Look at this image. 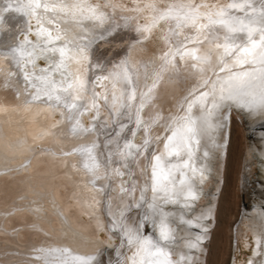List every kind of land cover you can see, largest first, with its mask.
<instances>
[{"label":"bare ground","instance_id":"1","mask_svg":"<svg viewBox=\"0 0 264 264\" xmlns=\"http://www.w3.org/2000/svg\"><path fill=\"white\" fill-rule=\"evenodd\" d=\"M144 1L152 10L147 26L141 25L143 36L131 49L140 56L115 59L118 69L105 73L101 86L94 87L100 97L97 104L87 77L94 59V51L89 52L113 33L120 39L134 35L137 22L127 18L117 5L135 9L126 4L128 0H34L33 6L40 4L34 14L16 11L29 0H0V107L7 109L0 112V264H45L56 258L79 264L74 257H91V264H139L140 241L144 237L156 240L162 220L175 237L167 249L174 264L181 256L191 257V264H204L205 242L217 222L218 195L225 180L224 161L233 128V117H228L236 109L248 119L251 129L264 126V106L259 103L264 81L260 72H253L254 66L260 69L264 65L237 63L238 47L225 55L222 46L226 42L250 47L246 34H229L222 26L209 23V19L226 18L217 15L221 9L240 17L244 11L251 12L228 9L229 4L243 0H214L199 11L189 6L183 11L179 4H171L174 0ZM255 2L251 1L252 6L259 9L260 3ZM151 14L166 18L153 20ZM33 20L38 25L34 31L29 27ZM29 32L42 43L36 45L30 39L31 44L21 41L14 48L18 36H28ZM147 36L157 39L159 48L148 51ZM226 37L230 38L226 41ZM253 39L259 41L260 33H254ZM53 48H64V56L51 51ZM12 49L20 51L13 53ZM39 59L48 61L50 67L41 68ZM245 72L249 75L244 76ZM149 78H155V84L149 85L153 91L144 99L143 107L151 114L154 107L153 116L159 123L149 129L152 120L143 114L138 136L145 143L130 142L140 115L141 96L138 91L134 94L135 87ZM162 88L170 95L174 91L178 94L174 95L177 110L170 115L164 116L161 109V100L170 96L165 97ZM45 92H51L53 99L48 100ZM56 95L65 99L57 102ZM35 96L39 99H33ZM105 97L110 98L104 102ZM72 103L75 108L69 107ZM97 105L102 106L103 113L100 118L89 119ZM115 119L119 120L115 123ZM103 120L105 130L99 128ZM128 122L134 124L124 132ZM159 126H163L162 131L156 128ZM119 144L126 148L117 157ZM134 147L139 152L144 149L152 163L148 181L143 173H138L139 179L131 177ZM249 157L260 163L264 195V132H260L257 144L250 146ZM141 169L145 171L142 165ZM133 187L137 209L127 203ZM125 199L128 201L123 203ZM263 205L264 199L255 202L253 211L244 213L238 226L237 234L246 240L247 247L248 236L254 238V255L247 264H264ZM149 222L153 233L147 232L145 223ZM197 236L203 238L198 248L187 247L189 242H197ZM65 248L69 252L63 257L59 251H51ZM130 250L133 254L126 255Z\"/></svg>","mask_w":264,"mask_h":264},{"label":"rangeland","instance_id":"2","mask_svg":"<svg viewBox=\"0 0 264 264\" xmlns=\"http://www.w3.org/2000/svg\"><path fill=\"white\" fill-rule=\"evenodd\" d=\"M174 1L175 2H171V0H170L171 4L173 6H175L176 4H179L180 7H179V5H177V7H179L183 11L185 10V8L187 6L193 8L195 11H199L198 9H202L203 7H205V5H207V3H209L210 5L214 4V0H178V3H176L177 0H174ZM112 2H114V1H112ZM147 3L148 2H145L144 0H141V1H137V0L130 1V0H128V2H126V4L130 5V7L133 6L135 8V9L130 8L128 10L125 9L124 7H122L121 4L117 3V5L120 7V9L124 13H126L125 16L127 18L128 17L131 19L134 18V21H136L138 24V29H136V27H134V31H133L134 35L126 36L122 39H120L118 37L117 33L116 34L113 33L111 35L112 37L110 36L112 39L111 38L110 39H101L100 41H98L99 47L94 45L90 49V51H91V52H89L90 55L93 53L92 51H94V53L92 55V57H94V59H93V61H91V66L89 67V70L87 71L89 74H88V76L86 74V76L88 78H90V81L92 82L91 85L93 86V88H91V91L93 94H95L94 96H96L95 102L97 104L100 101L99 100L100 97H99V93L95 92L94 87L97 86L99 88L101 86V84L99 83L101 81V76H104L105 73H108V71L110 73H112L113 71H115V69L116 70L118 69L117 64H116L117 61L115 59L121 58V60H122L124 58L123 60H125V58L128 55L132 59H134L135 56H137V57L140 56V53L138 54V52L135 50H133V52H132L131 49L133 47H135L133 44L136 43L138 37L143 36V29H142L141 25H144V27L147 26L146 25L148 23L147 20L150 17L149 11L152 10V7L150 5H148L150 3H148V4ZM259 3H260V0H256V2L254 4L258 5ZM152 6H154V5H152ZM160 10L161 9H159V11ZM206 11H208V10H206ZM236 11L238 13L243 12V10H241V9H237ZM154 12L157 13V9ZM128 13H131L132 17H130L128 15ZM151 16H152L153 20L154 19H160L161 17L164 19V17H165V16H161L159 14H157L156 17H154L153 14H151ZM29 18L30 17L26 18L27 22H28ZM162 18H161V20H162ZM131 22H132V20H131ZM26 24L28 25V23H26ZM31 24H33V26H29V27H30V29L32 28V31H34L35 28L38 27V25H36L35 20H33L32 22L29 21V25H31ZM156 28H158V27H156ZM128 30H131V29H128ZM149 36H147V38L150 40L148 42V43H150V48L148 51L152 52L151 50L157 49V48H159V46L157 45L158 44L157 39L152 38V40H151L150 39L151 37H149ZM117 38H119V39H117ZM30 39L35 41L36 45H40L42 43L39 40L38 36H36V34H34V32H29L28 36L25 33L19 35L17 42L13 43L12 45L15 48L16 46L14 44L20 45L19 43H22L21 41H23V43L31 44L32 40L30 41ZM112 40L114 41V45H113ZM134 40H135V42H133ZM139 40H140V38H139ZM131 41H132V43H131ZM193 44H194V42H193ZM13 46H12V48H13ZM167 47L169 49H171L168 45H166L165 48H167ZM169 49H168V52L170 53L171 50H169ZM124 51H126V52L124 53ZM33 52L35 53V49ZM130 52L132 53L131 56H130ZM154 52H157V51H154ZM147 53H149V52H147ZM167 54H165V56H167ZM182 54H184V52ZM146 56H147L146 53H144L143 57L146 58ZM179 57L180 56H178L177 59ZM180 59H181V57H180ZM48 60L51 62L50 59H48ZM24 63L25 62H23V64ZM38 63L40 64L41 68L48 69L50 67L49 62L44 60V59H39ZM137 65L140 66V63L138 60H137ZM52 66H53V64H51V67ZM132 66H133V64H132ZM254 67L256 69L259 68L257 66H254ZM134 68H137V67L134 66ZM193 68H194V66H193ZM95 69H96V71H95ZM152 74H154V72L151 73V75ZM58 76L59 75H57V74L54 75V77H58ZM154 81H155V78H153V79L149 78V80L140 81V85H138V86L136 84V87H135L136 90L134 91V94L138 91V93L141 96L139 99L140 100V102H139L140 115H139L137 123H135L136 127L132 130L133 138H132V140H130V142L135 141V143H136V141H137V142H140L143 144L145 143L144 138L142 136H138L140 133L139 128L141 127V124H142L143 114H145L146 117H148L152 120L151 126L148 127L149 129H151L152 127H154V125L156 126L159 123L158 122L159 119L157 118V120H155L156 117L153 116L154 115L153 112H155V108L153 107V109H152L153 112L151 114V111L148 112L147 109L143 107L144 103H145L144 99L147 98L151 94V92L153 91V87H151L149 85L155 84ZM142 84L144 86H142ZM146 86H149V89L145 93L144 91H145ZM161 87L165 88L163 85H161ZM173 90H175V87L173 88ZM162 91L165 92V93H163V95L168 94V92L166 90L163 89ZM169 95H170V93L168 94V96ZM174 95H176V96L178 95L176 91H174V93H172V95H170L169 98L167 95L165 96L170 100L171 103L168 101V99L165 100L166 98L163 99V101L161 100V107H162L161 109L164 110V116L170 115L173 112H176V110H177L176 103H174L175 101L177 102V100H176L177 97ZM174 97H175V99H174ZM109 98L105 97L104 102L108 101ZM129 98H131V97H129ZM129 98L127 99L128 103H130L132 101ZM171 98H172V100H171ZM137 99H138V96L136 97V100ZM151 105L152 104H149V106H151ZM92 108H94V107L92 106L90 110L94 111V109H92ZM101 110H103L102 106L97 105L96 111H94L92 114H90L89 119L90 118L94 119L96 117L100 118V115L103 113V111H101ZM231 117H233L232 118L233 128H232L231 135L228 139V144H227L228 152H227L226 158H225L226 161H224L225 166H224V171H223L224 175L223 176H224L225 180L222 184L221 191L218 195L219 196V206H218V211H217V222H214V229H212V231H211L210 239L205 242L207 253L204 256L205 257L204 264H242V263L247 264L250 260V257H252L254 255V249H255L254 238L251 235L248 236L247 241L250 244V246L247 247V245L245 243L246 240L243 237L238 236L237 230L239 228L238 226H239V223H240L244 213L246 214L247 212L253 211L254 206H255V202L264 199V197H263L264 195L261 194V186H260L262 183V181L259 177L260 163L258 162V160H254V159L251 160V157H249L250 146L252 144H257V142L259 140V134L262 131L260 129H251L250 124L246 123L244 116L241 113L237 112L236 109H235V111L234 110L230 111L228 118H231ZM89 119H87V121H89L88 123L90 125L91 122ZM117 120H119V119H115V123ZM95 121H96V119H95ZM147 121H149V119H147ZM101 122H103V123H102V125H99V128L103 129V127L105 125L104 120ZM248 123H249V121H248ZM128 124L129 125L124 132H127L128 128L133 126L134 123L128 122ZM162 127L163 126H159L156 128H158V129L160 128V131H162V129H163ZM103 130H105V128ZM132 133H131V131L129 132V134H131V135H132ZM257 133H258V135H257ZM110 134H112V133H110ZM144 134H145V136H147V133L144 132ZM255 137L258 139H255ZM119 146L120 147L118 150L121 149V151L115 152V155L117 157H119L120 153H122V149L124 150V148H126V146L122 148V145H120V144H119ZM134 149H136L135 150L136 154L134 155L135 160L132 162V166H131V167H133L132 172H131V177L133 176L132 179H134L135 177H137L139 179V176H140L139 174L143 173L144 176L146 175V179H147L146 181H148L149 178L151 179V174H149V171H150V167H151L152 163L147 158V152L145 153L144 149L141 152H139V150H137L136 147H134ZM156 149H157V147H156ZM104 150H105V153L109 156V150L107 148ZM149 150H151V148ZM112 159H113V157H112ZM140 164L144 167L143 170H145V171L142 172ZM110 172H112V169H110ZM116 172H117V170H116ZM112 178H113V174L111 175V182H112ZM126 186H127V184H126ZM110 187H111V184H109L108 188H110ZM133 188H134L133 192L130 193V195L128 196V198H130L129 202H127L128 200L125 199V201H123V203L124 202H127V203L131 202L133 205V208L137 209L138 206L135 205L136 190H135V187H133ZM119 194H120V196H122L123 192L120 191ZM210 221H211V219H210ZM145 226L146 227L148 226L147 228H149L147 230V232H150V233L154 232L153 226L150 224V222L148 223V225H146V223H145ZM146 227H145V229H146ZM149 235L150 234H146V236H149ZM237 241H238V243H237ZM116 242L121 244V241L119 239ZM129 253H131V250L126 255H129ZM132 254H133V251L130 255H132ZM129 262H130V264H132L131 263L132 261H129Z\"/></svg>","mask_w":264,"mask_h":264},{"label":"snow or ice","instance_id":"3","mask_svg":"<svg viewBox=\"0 0 264 264\" xmlns=\"http://www.w3.org/2000/svg\"><path fill=\"white\" fill-rule=\"evenodd\" d=\"M34 0H29L28 5H22L19 8L16 9V11H23L25 14H28L29 12L33 13L35 12V8L40 7V4L36 2L33 6ZM45 7H47L45 5ZM228 9H251V12L244 11V14L242 17L240 16H233V15H228L227 12L224 9H221L217 15L221 17H226L223 19L219 20H212L209 19V23L213 25H220L223 28L227 30L229 34H236V33H245L246 38L251 45L249 46H237L234 43H225L222 47L224 48V53L225 55H231L232 50L234 48H239V52L237 54V60L236 62L239 64H256L260 63L261 65H264V0H260V8L257 9L252 6L251 0H244L243 3L237 4V3H232L228 5ZM99 19V17H98ZM257 25H260L257 27ZM259 32L260 33V39L259 41L253 39V34ZM49 37L51 36V33H48ZM230 37H226V41ZM56 39H60L59 36L56 37ZM217 47H221V45H217ZM17 51H20L19 49H12L13 53H16ZM51 51H59L61 57L64 56L65 54V49L64 48H59V49H51ZM242 54V55H241ZM28 55H31L29 53ZM248 57H251V59H248ZM15 58V57H14ZM61 67V65H57V68ZM223 70V69H221ZM253 72H260L261 76L260 79L264 81V67L260 69L253 68ZM244 76H248L249 73L245 72L243 73ZM25 80L28 79L27 73H25ZM47 80V78H43ZM55 84H52V91H55ZM68 88H72V84L68 85ZM62 91L67 92L68 89H62ZM45 95L48 97V100L53 99V95L51 92H45ZM223 98V97H222ZM233 97L229 96L228 99H232ZM33 99H39V96L33 97ZM65 99L64 97L60 95L55 96V100L57 102L62 101ZM260 105L264 106V95L261 96L260 99ZM249 106H251V102L249 103ZM71 108H75L76 104L72 103L69 105ZM16 109H13L15 111ZM7 111V109H4L0 107V112ZM75 131V129H74ZM191 132L192 130L189 129ZM175 135V133L173 134ZM171 140V138H169ZM165 147L167 148L168 145L166 144ZM86 151L90 152V149H87ZM207 155V153H205ZM159 157H156V160L159 161ZM85 167H88L86 164ZM156 172H155V166L153 170V177L155 178ZM156 189L154 188L153 191ZM189 195L192 196L194 199L195 197L189 191ZM190 223V222H188ZM205 232H207V229H204ZM175 237L173 236L172 230L169 229L167 224L164 223V221H161L160 224V230H159V236L156 240H153L151 237H144L140 241V248L137 252V255H140V260L139 264H174V262L171 259L172 253L168 251L169 245L173 242ZM203 238L201 236L196 237V243L189 242L187 244V247L196 249L199 246V242ZM129 243H131V240H129ZM52 252L59 251L61 254V257H63L66 253L69 252V249H60V250H51ZM142 253V255H141ZM74 260L78 261L79 264H91L92 258H88V260H83L81 257H74ZM191 257H185L181 256L178 261L175 262V264H181V262H184V264H191ZM45 264H68L66 259H60L56 258L54 261L49 262L46 261Z\"/></svg>","mask_w":264,"mask_h":264},{"label":"water","instance_id":"4","mask_svg":"<svg viewBox=\"0 0 264 264\" xmlns=\"http://www.w3.org/2000/svg\"><path fill=\"white\" fill-rule=\"evenodd\" d=\"M244 118H245V117H244ZM245 121H246V119H245ZM246 123H247V121H246ZM258 129H260L262 132H264V126H260V127H258ZM151 181H152V180H151ZM198 229H199V228L194 227V230L199 231Z\"/></svg>","mask_w":264,"mask_h":264}]
</instances>
